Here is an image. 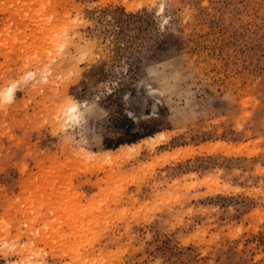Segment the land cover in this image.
Here are the masks:
<instances>
[{
    "label": "rangeland",
    "instance_id": "rangeland-1",
    "mask_svg": "<svg viewBox=\"0 0 264 264\" xmlns=\"http://www.w3.org/2000/svg\"><path fill=\"white\" fill-rule=\"evenodd\" d=\"M0 264H264V0H0Z\"/></svg>",
    "mask_w": 264,
    "mask_h": 264
},
{
    "label": "bare ground",
    "instance_id": "bare-ground-1",
    "mask_svg": "<svg viewBox=\"0 0 264 264\" xmlns=\"http://www.w3.org/2000/svg\"><path fill=\"white\" fill-rule=\"evenodd\" d=\"M152 92H155V91L153 90ZM9 96H11V92L9 93ZM77 109L78 108L76 105L70 106L69 110L67 111L68 117L70 118L69 121L80 120L79 119L80 115H79V113L77 114ZM167 134H165L163 132H159V133L154 134L153 136L143 138L140 142L132 143V144H123V145L119 146L116 150L105 149L104 151H102V153H99V154H101L100 158H103L106 160L108 159L111 161V160H115V159L120 158V157L124 158L125 156L126 157L131 156L130 158H132V156L136 157V155H138V153L140 152L142 147L153 149L156 145H159V144L163 143L164 141L168 140L169 134L168 135ZM184 151H186V150L184 149ZM200 151H201V149H200ZM180 152L183 153L182 157L179 156L182 159L186 156L190 157V155H191V157H192V155H194L193 149L190 150V153H189V149H187V153H185L183 151H180ZM177 153H179V152H177ZM181 153H179V154H181ZM92 154H95V153H92ZM95 158H96V156H95Z\"/></svg>",
    "mask_w": 264,
    "mask_h": 264
}]
</instances>
